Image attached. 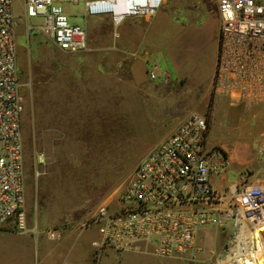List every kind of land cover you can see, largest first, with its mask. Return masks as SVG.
I'll list each match as a JSON object with an SVG mask.
<instances>
[{"label":"rangeland","instance_id":"374dc122","mask_svg":"<svg viewBox=\"0 0 264 264\" xmlns=\"http://www.w3.org/2000/svg\"><path fill=\"white\" fill-rule=\"evenodd\" d=\"M63 9L71 24L86 28L84 0L64 3ZM160 11L155 28V63L160 79L153 82L148 78L152 65L139 63L136 48L131 56L120 52L117 45L138 40L136 35H125L127 31L122 28L113 36L120 43L112 54L121 65L113 59L110 110L78 112L72 111V105L79 103V84L86 82L78 78L76 59L40 34V18L28 20L32 29L27 36L22 2L14 0L13 12L23 29L22 52L17 60L23 67L19 77L24 83L25 214L39 233L81 229L98 206L117 207L115 199L138 163L191 113L206 117L208 146L229 159V170L221 183L225 192L231 184L243 186L264 180V106L247 108L213 92L218 21L212 3L168 0ZM97 38L94 33L90 36L91 40ZM62 65L64 73L59 70ZM17 68L19 72L18 62ZM62 104L69 105V110L56 112L55 106ZM64 125L67 131H63ZM41 154L44 161L36 164ZM215 186L220 188L219 182ZM97 229L96 225L83 229L78 245ZM238 233L231 226L206 229L196 242L200 251L190 262L136 258L108 250L101 259L98 257V264H228ZM260 235L264 249V231Z\"/></svg>","mask_w":264,"mask_h":264},{"label":"built area","instance_id":"2783aa9c","mask_svg":"<svg viewBox=\"0 0 264 264\" xmlns=\"http://www.w3.org/2000/svg\"><path fill=\"white\" fill-rule=\"evenodd\" d=\"M79 0H21L26 22L40 18V34L67 53L88 51L86 30L71 24L63 4ZM218 14L217 54L212 75L216 97L247 108L264 106V0H211ZM166 0H84L87 17L109 16L119 27L129 18H152ZM14 0H0V231L29 229L25 214L23 99L17 68ZM21 21V20H20ZM151 81L157 72L147 73ZM168 81V76L163 82ZM208 122L191 113L154 146L117 195V207L90 213L97 226L92 247L134 252L172 261H193L199 234L210 228L253 232L264 227V180L222 188L229 159L208 146ZM36 164L44 161L41 154ZM219 182L220 188L215 186ZM264 231V230H263ZM261 231L260 234L263 232ZM60 239L59 230L47 232ZM261 236V235H260ZM260 239V238H259ZM95 258V262H97Z\"/></svg>","mask_w":264,"mask_h":264},{"label":"crops","instance_id":"0c3cea01","mask_svg":"<svg viewBox=\"0 0 264 264\" xmlns=\"http://www.w3.org/2000/svg\"><path fill=\"white\" fill-rule=\"evenodd\" d=\"M208 1L212 3L218 21L216 7L211 0ZM167 4L168 0H166L164 6ZM162 8L160 10H162ZM160 10L158 11L157 15L152 18L137 17L126 19L119 27H115L112 24L109 16L87 17L84 12V20L87 19L85 30L89 49L85 52H65L66 54H69V57L73 60L76 59L79 65L78 78L83 82H86L85 85L83 83L79 84V103L72 105V111L103 112L110 110L112 65L113 59H117L113 57L112 51L115 49L116 44L120 43V41L116 40L113 36H118L117 31L122 28L127 31L125 35H136L138 40L136 43L131 42L129 45H117L121 49L120 52L125 56H131L133 53L131 50L133 47L136 48L138 51L137 60H139V63L145 64L146 66L151 64V70H155L157 72L156 80L160 79L161 75L158 72L157 63H155V28L157 25H159L158 18L161 12ZM92 20L96 22L93 23ZM19 24L20 18L17 19L15 27L17 56H19L22 52L20 37L23 34V29H21ZM92 33L96 34L98 38L91 40L90 36ZM123 60L124 61H122V63L126 62V58ZM116 61H118L119 65H121V61ZM17 62L19 66V74L23 67L22 64L19 63V58ZM74 63L75 62H73V64ZM126 67L127 65H125L123 70L127 75L128 70ZM59 70L64 73V65H62L61 69L59 68ZM148 71L150 70H147V73ZM19 80L21 84L20 94L23 99L22 89L24 87V83L21 82L20 77ZM74 95H76L75 91ZM68 106L69 105L66 104H62L61 107L60 105H56V112H58V110L60 111L61 108L63 112L68 111ZM47 107L50 106L48 105ZM62 129L63 131H67L69 128L67 125H64V128ZM168 135L169 133L164 136V138H167ZM64 136L65 134L61 135V138ZM27 224L31 230L36 227V225L34 226L30 223L28 217ZM82 231L83 229H80V227L61 229L60 239L58 241H52L49 240L46 235H43L39 232L20 234L14 230H2L0 231V264H98V258L97 262H95V258L99 257V259H101L102 254H105L109 249H103L102 251H99L100 254L96 255L97 252L94 251L91 244L97 237V231L93 233L92 237L87 235V238L84 240V242L78 245L81 235L80 232ZM201 233L197 237L196 242L199 241ZM119 253L131 254L136 258L152 257L150 255L134 252Z\"/></svg>","mask_w":264,"mask_h":264},{"label":"bare ground","instance_id":"6f19581e","mask_svg":"<svg viewBox=\"0 0 264 264\" xmlns=\"http://www.w3.org/2000/svg\"><path fill=\"white\" fill-rule=\"evenodd\" d=\"M263 229H257L253 232L239 230L237 236V245L231 250L230 256L227 257L228 264H264V249L260 238V232ZM249 242H246L247 238Z\"/></svg>","mask_w":264,"mask_h":264}]
</instances>
